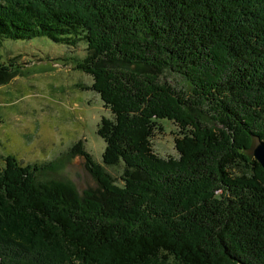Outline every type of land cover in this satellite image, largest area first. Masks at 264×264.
Here are the masks:
<instances>
[{"label":"trees","instance_id":"obj_1","mask_svg":"<svg viewBox=\"0 0 264 264\" xmlns=\"http://www.w3.org/2000/svg\"><path fill=\"white\" fill-rule=\"evenodd\" d=\"M39 35L86 42L111 116L102 163L71 151L100 187L71 204L7 157L0 264H264V0H0V37ZM164 121L177 157L154 150Z\"/></svg>","mask_w":264,"mask_h":264},{"label":"rangeland","instance_id":"obj_2","mask_svg":"<svg viewBox=\"0 0 264 264\" xmlns=\"http://www.w3.org/2000/svg\"><path fill=\"white\" fill-rule=\"evenodd\" d=\"M86 47L84 41L71 45L45 35L0 37V80L4 81L0 82V168L7 157L23 165L44 166L36 172V181L71 187L78 196L66 192L71 204L83 203L81 198L87 195L95 198L100 187L85 159L71 149L81 141L102 163L106 143L98 127L103 117L111 116L92 88L93 76L78 66ZM164 128L152 138L154 150L177 157L176 125L164 121ZM105 168L122 182V164Z\"/></svg>","mask_w":264,"mask_h":264},{"label":"water","instance_id":"obj_3","mask_svg":"<svg viewBox=\"0 0 264 264\" xmlns=\"http://www.w3.org/2000/svg\"><path fill=\"white\" fill-rule=\"evenodd\" d=\"M249 153L252 154L264 167V140L254 137Z\"/></svg>","mask_w":264,"mask_h":264}]
</instances>
